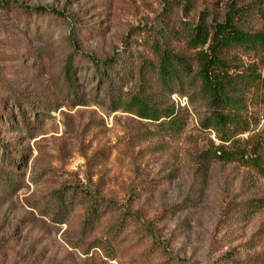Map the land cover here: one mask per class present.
<instances>
[{"label": "rangeland", "instance_id": "374dc122", "mask_svg": "<svg viewBox=\"0 0 264 264\" xmlns=\"http://www.w3.org/2000/svg\"><path fill=\"white\" fill-rule=\"evenodd\" d=\"M250 1L0 0V264H264V178L200 166L219 141L199 126L200 48L187 44L233 5L248 6L239 28L264 30V0ZM224 57L255 79L234 141L247 149L264 136V49Z\"/></svg>", "mask_w": 264, "mask_h": 264}, {"label": "trees", "instance_id": "16d2710c", "mask_svg": "<svg viewBox=\"0 0 264 264\" xmlns=\"http://www.w3.org/2000/svg\"><path fill=\"white\" fill-rule=\"evenodd\" d=\"M250 3L254 6V3H259V0H252ZM245 8L248 9V6L233 5L230 10L231 16L226 17L223 22L208 25L197 23L188 33L187 44L191 48H200L194 54L197 63L195 73L198 81L197 93L208 109L207 114L199 121V126L203 130L212 131L219 141L214 151L201 154L203 162L200 166L205 168L207 161L235 162L252 168L257 175L264 178V136L256 139L247 149L234 144L238 135L249 130L247 120L242 118L243 98L245 91L254 85L255 79L253 73L239 72L237 65L224 57V53L229 49L245 52L264 49V30L247 32L233 22L236 17L244 14ZM33 11L56 14L42 7H36ZM168 57V54L164 52L159 63L160 77L166 83L171 82L176 75L175 67ZM175 62L180 68H187L184 60L176 58ZM64 75L69 88L74 92L72 89L74 85L70 78L71 72L67 65L64 67ZM99 76L107 78L105 69L99 72ZM138 114L157 124L177 126L178 118L172 112L164 111L157 115L153 110L148 111L144 105H141ZM159 117H162V121H158ZM258 199H261L259 202L264 204V198ZM94 211L96 210L93 208Z\"/></svg>", "mask_w": 264, "mask_h": 264}]
</instances>
